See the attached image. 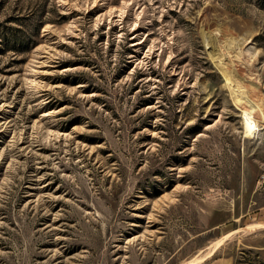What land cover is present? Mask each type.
<instances>
[{
  "label": "rangeland",
  "instance_id": "374dc122",
  "mask_svg": "<svg viewBox=\"0 0 264 264\" xmlns=\"http://www.w3.org/2000/svg\"><path fill=\"white\" fill-rule=\"evenodd\" d=\"M260 222L264 0H0V264H264Z\"/></svg>",
  "mask_w": 264,
  "mask_h": 264
},
{
  "label": "bare ground",
  "instance_id": "6f19581e",
  "mask_svg": "<svg viewBox=\"0 0 264 264\" xmlns=\"http://www.w3.org/2000/svg\"><path fill=\"white\" fill-rule=\"evenodd\" d=\"M245 113H246V112H244V115H245ZM246 114H248V113H246ZM246 116H247V115H246ZM248 117H249V116L246 117V120L248 119ZM249 119H250V117H249ZM244 121H245V119H244ZM248 122H249V120H248ZM248 122H246V123L244 122V124H245V132H246V134L249 133V132H251L250 130H252V128H251L252 125H249L250 123H248ZM253 225H254L255 227H264V222H262V223H261V222H260V223H255V224H253ZM243 228H244V227H243ZM217 246H218V243H215V245H214L213 247H210L211 249H210L209 252H208L209 255L213 253V251L217 248ZM208 253H207V254H208ZM209 255H208V256H209ZM199 257H200V256H199ZM199 257H198V258H199ZM205 257H206V256H205ZM199 259H200V260L203 259V256H201ZM193 262H194V259H190V260L186 261L184 264H192Z\"/></svg>",
  "mask_w": 264,
  "mask_h": 264
}]
</instances>
